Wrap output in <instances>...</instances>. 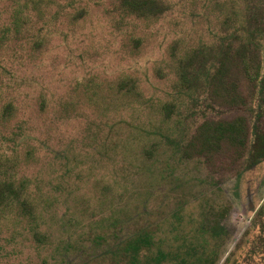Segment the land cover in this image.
Wrapping results in <instances>:
<instances>
[{
    "label": "rangeland",
    "instance_id": "rangeland-1",
    "mask_svg": "<svg viewBox=\"0 0 264 264\" xmlns=\"http://www.w3.org/2000/svg\"><path fill=\"white\" fill-rule=\"evenodd\" d=\"M157 1L0 0V264H125L143 232L142 263L264 264V162L195 154L255 89L241 61L202 68L241 59L254 6Z\"/></svg>",
    "mask_w": 264,
    "mask_h": 264
},
{
    "label": "trees",
    "instance_id": "trees-1",
    "mask_svg": "<svg viewBox=\"0 0 264 264\" xmlns=\"http://www.w3.org/2000/svg\"><path fill=\"white\" fill-rule=\"evenodd\" d=\"M247 5L252 4L251 12L247 13L245 22V38L241 39L242 51L241 59L233 60V53L221 46L211 47L208 51L212 52L215 63L210 68L202 65V68L208 70L205 73L207 84L212 83L217 78L220 70L234 65L232 62L241 61V72L250 78L254 83L255 89L252 90L250 100L241 97V109L245 111L241 118L230 122H219L209 127L199 134V146L195 154L204 158L207 162L211 161V156L222 155L223 152L237 153L238 157L234 167L238 171L248 170L255 165L264 162V53H258L257 43L264 39V0H243ZM122 7L137 17L158 15L163 11L162 4L157 0H122ZM247 8L250 9L249 6ZM242 38V35H241ZM244 41V42H243ZM256 49V50H254ZM221 49V50H220ZM256 65L248 60L247 56L255 57ZM204 52L196 51L195 56L199 59ZM247 53V55H246ZM220 68L217 69V67ZM254 68V75L249 76V70ZM211 71V73H209ZM218 71V74H217ZM254 101V105H251ZM246 115V116H245ZM194 146V145H193ZM5 187V186H3ZM9 186L5 188L8 189ZM7 196V195H6ZM0 188V203L7 198ZM136 241L131 244V239L126 243L116 244L113 248V254L120 255L125 259V264H146L140 261L143 248H149L151 244L145 241L146 233L134 235ZM140 239V240H139ZM150 241V240H149ZM164 258L162 254L156 255L153 260L160 264ZM172 260V259H170Z\"/></svg>",
    "mask_w": 264,
    "mask_h": 264
}]
</instances>
